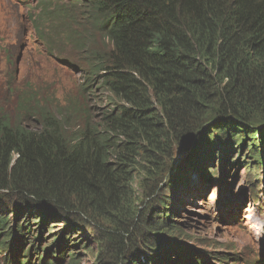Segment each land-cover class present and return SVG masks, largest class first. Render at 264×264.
Instances as JSON below:
<instances>
[{"label": "trees", "instance_id": "obj_1", "mask_svg": "<svg viewBox=\"0 0 264 264\" xmlns=\"http://www.w3.org/2000/svg\"><path fill=\"white\" fill-rule=\"evenodd\" d=\"M43 1L46 10H66L69 24L46 25L38 15L34 34L64 65L82 63L86 98L72 135L34 96L14 119L0 115V264H60L64 251L66 264H81L74 250L91 252L90 227L103 244L99 264H188L187 248L161 238L176 239L179 227L159 188L146 206L149 223L139 226L141 211H130L135 179L151 164L161 183L184 188L186 170L174 179L172 159L166 166L162 156L192 143L187 167L214 180L204 160L231 165L227 139L237 127L252 136L253 158L254 136L264 149V0ZM261 164L246 167L260 174ZM119 214L132 219L97 229L95 219ZM206 260L193 254L191 264Z\"/></svg>", "mask_w": 264, "mask_h": 264}, {"label": "rangeland", "instance_id": "obj_2", "mask_svg": "<svg viewBox=\"0 0 264 264\" xmlns=\"http://www.w3.org/2000/svg\"><path fill=\"white\" fill-rule=\"evenodd\" d=\"M57 1L60 0L52 2ZM43 5V0H28L26 3L20 0H0V115L14 119L18 104L34 96L46 109L63 119L65 132L72 135L79 128L77 108L86 98L80 91L81 80L85 76L81 69L85 67L76 60V66L64 65L60 59H56V53L50 54L46 46L39 43L40 38L32 29V17L42 15L41 19L47 21L46 25L61 22L62 25L69 24L66 10L55 8L56 6L46 10ZM62 25L59 26L58 33H62ZM248 130L251 132L249 126ZM229 131L230 138L227 140L232 144L229 146L231 165L220 163V157L215 158L213 164L209 163V158L204 160L208 164L206 171L216 170L217 178L214 180L203 178L199 169L195 171L188 168L187 155L172 170L174 179L183 169L186 170L189 180L184 188L177 189L173 182H167L168 185L166 182L161 183V169L151 170V164H148L145 174L140 172L135 179L136 195H133L130 211L137 208L141 211L139 226L149 223L147 215L151 216L152 213L146 206L153 202L155 196L151 195L159 188V193L162 194L160 197L165 199L166 217L173 214L174 217L171 216L170 220L174 226L179 227L174 230L179 236L176 239L164 236L161 238L167 240V243L172 242V245L177 243V249L187 248L188 251L183 249L181 252H189L186 254L188 264H191L193 254L205 257L209 264H222L215 259L218 256L239 260H232L230 264H258L264 259V149L261 148L258 136H254L257 139L255 144L258 145V155L253 158L250 149L252 136L245 128L237 127L236 132ZM261 131L262 129H254L253 133L259 134ZM176 153L177 150L172 145L170 157H167V153L162 156L166 166L171 159L173 163ZM261 162L263 170L260 174L256 168L246 167ZM256 175L260 176L255 180ZM172 205L176 208L171 214ZM160 208L163 211V206ZM126 219L132 218L119 214L110 218L100 217L94 221L98 225L97 229L102 232L101 230L118 229L122 223L127 222ZM53 225V230L58 232L65 227L63 223ZM86 232H89L92 239L91 252L80 247L74 251L81 254V264H99L97 255L103 244L96 243L98 231L90 227ZM51 237L53 235H48L46 240L50 241ZM174 248L176 249L175 246ZM63 255L66 257L60 264L70 262L68 252L64 251ZM102 257L108 259L109 254L104 251Z\"/></svg>", "mask_w": 264, "mask_h": 264}, {"label": "water", "instance_id": "obj_3", "mask_svg": "<svg viewBox=\"0 0 264 264\" xmlns=\"http://www.w3.org/2000/svg\"><path fill=\"white\" fill-rule=\"evenodd\" d=\"M20 59L21 57L19 58L18 63L20 62ZM191 147H192V143L191 144L186 143L183 147H181V149L177 150L176 156L178 154V157L176 156L174 157V161L172 163L173 164L172 170H174L179 165L180 160L185 156V154H187L190 151Z\"/></svg>", "mask_w": 264, "mask_h": 264}]
</instances>
